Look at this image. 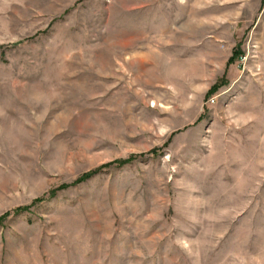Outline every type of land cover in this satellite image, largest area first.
Instances as JSON below:
<instances>
[{
    "label": "rangeland",
    "instance_id": "1",
    "mask_svg": "<svg viewBox=\"0 0 264 264\" xmlns=\"http://www.w3.org/2000/svg\"><path fill=\"white\" fill-rule=\"evenodd\" d=\"M1 216L0 264H264V0H0Z\"/></svg>",
    "mask_w": 264,
    "mask_h": 264
},
{
    "label": "trees",
    "instance_id": "2",
    "mask_svg": "<svg viewBox=\"0 0 264 264\" xmlns=\"http://www.w3.org/2000/svg\"><path fill=\"white\" fill-rule=\"evenodd\" d=\"M115 162L122 164V163H124L125 161H115ZM1 219H3V216L0 217V221H1Z\"/></svg>",
    "mask_w": 264,
    "mask_h": 264
}]
</instances>
